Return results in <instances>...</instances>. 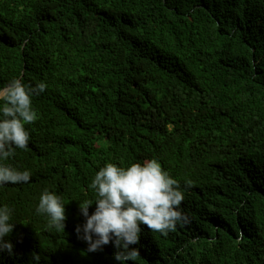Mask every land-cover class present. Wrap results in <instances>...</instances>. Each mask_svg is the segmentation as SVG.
<instances>
[{"label": "trees", "instance_id": "16d2710c", "mask_svg": "<svg viewBox=\"0 0 264 264\" xmlns=\"http://www.w3.org/2000/svg\"><path fill=\"white\" fill-rule=\"evenodd\" d=\"M14 77L47 86L2 161L32 177L0 189L16 219L0 264H120L78 238L79 201L106 162L153 158L188 221L142 225L127 264H264V0H0V88ZM45 189L64 229L35 211Z\"/></svg>", "mask_w": 264, "mask_h": 264}, {"label": "clouds", "instance_id": "9594fccd", "mask_svg": "<svg viewBox=\"0 0 264 264\" xmlns=\"http://www.w3.org/2000/svg\"><path fill=\"white\" fill-rule=\"evenodd\" d=\"M46 83L39 82L34 87L26 85L22 78L14 77L0 88V189L5 184H23L30 181L32 173L5 164L17 148L27 149L30 133L27 124L37 119L32 98L43 92ZM190 186L191 181L185 180ZM89 189L94 199L79 201L80 213L85 220L77 225L78 238L87 242L88 251H96L110 241L116 251L115 260L127 264L136 261L140 255L138 248L130 247L139 242L142 225L149 230L166 235L178 224L188 221L181 208L184 192L180 183L161 167L155 158L132 162L127 166L106 162L95 172ZM95 208L89 214V205ZM13 208L0 204V252L13 254V244L8 237L13 231ZM35 211L45 214L48 229H64L65 203L60 195L45 189L39 196ZM39 264L40 256L31 259Z\"/></svg>", "mask_w": 264, "mask_h": 264}]
</instances>
